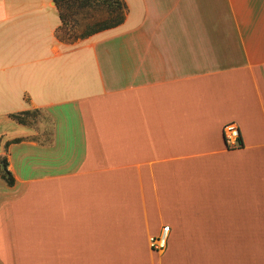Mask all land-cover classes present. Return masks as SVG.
I'll use <instances>...</instances> for the list:
<instances>
[{"label":"crops","instance_id":"crops-1","mask_svg":"<svg viewBox=\"0 0 264 264\" xmlns=\"http://www.w3.org/2000/svg\"><path fill=\"white\" fill-rule=\"evenodd\" d=\"M124 1L0 0V264H264V0Z\"/></svg>","mask_w":264,"mask_h":264},{"label":"trees","instance_id":"trees-1","mask_svg":"<svg viewBox=\"0 0 264 264\" xmlns=\"http://www.w3.org/2000/svg\"><path fill=\"white\" fill-rule=\"evenodd\" d=\"M58 7L62 24V29L65 31L64 36L68 39L85 38L99 31L115 27L124 22L128 13V7L124 0H55ZM92 10H100L106 13V17L102 21H94L87 24L83 33L79 36H72V28L75 30L74 23L78 21L77 15L81 12L84 14L90 13ZM76 31V30H75ZM38 110L22 111L11 114V116L18 122L23 124H33V116ZM15 142L20 139H15ZM240 145L242 144V138H240ZM0 176L9 185L14 184V177L11 171L8 169V159L6 156L0 158Z\"/></svg>","mask_w":264,"mask_h":264},{"label":"built area","instance_id":"built-area-1","mask_svg":"<svg viewBox=\"0 0 264 264\" xmlns=\"http://www.w3.org/2000/svg\"><path fill=\"white\" fill-rule=\"evenodd\" d=\"M224 135L228 146L240 145L241 132L237 125L229 123L224 126ZM170 226H163L161 232L156 236L150 237V245L156 251H163L167 247Z\"/></svg>","mask_w":264,"mask_h":264},{"label":"rangeland","instance_id":"rangeland-1","mask_svg":"<svg viewBox=\"0 0 264 264\" xmlns=\"http://www.w3.org/2000/svg\"><path fill=\"white\" fill-rule=\"evenodd\" d=\"M78 17V21L77 23H74L75 26V30L74 28H72V36H79L81 33H83V31L85 30L87 24L94 22V21H102L104 20V18L106 17V13L102 12V11H98V10H92L90 13L84 14V13H80L77 15ZM62 31L65 33V31L62 29ZM62 32V35H64V33ZM77 41V40H76ZM36 114L33 116L34 119V123L37 124L38 122H42V119L44 117V113L43 112H35ZM1 162V160H0Z\"/></svg>","mask_w":264,"mask_h":264}]
</instances>
